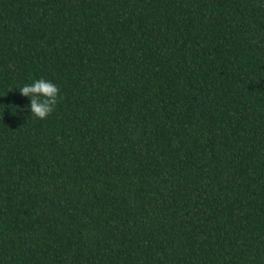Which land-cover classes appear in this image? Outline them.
Wrapping results in <instances>:
<instances>
[{
    "label": "trees",
    "instance_id": "trees-1",
    "mask_svg": "<svg viewBox=\"0 0 264 264\" xmlns=\"http://www.w3.org/2000/svg\"><path fill=\"white\" fill-rule=\"evenodd\" d=\"M0 264H264V0H0Z\"/></svg>",
    "mask_w": 264,
    "mask_h": 264
},
{
    "label": "clouds",
    "instance_id": "clouds-1",
    "mask_svg": "<svg viewBox=\"0 0 264 264\" xmlns=\"http://www.w3.org/2000/svg\"><path fill=\"white\" fill-rule=\"evenodd\" d=\"M21 97L28 100L25 106L27 116L35 120L47 119L55 110L59 100L60 88L44 77L32 79L15 90Z\"/></svg>",
    "mask_w": 264,
    "mask_h": 264
}]
</instances>
